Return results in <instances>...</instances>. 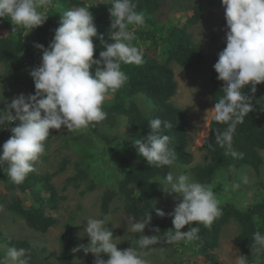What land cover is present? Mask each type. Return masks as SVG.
<instances>
[{
	"label": "rangeland",
	"instance_id": "obj_1",
	"mask_svg": "<svg viewBox=\"0 0 264 264\" xmlns=\"http://www.w3.org/2000/svg\"><path fill=\"white\" fill-rule=\"evenodd\" d=\"M108 1L81 0L84 6ZM56 3L53 0V6L47 12L48 18L51 10L60 9ZM195 5L205 6L206 11L197 24L191 25L187 20L192 16ZM13 27L10 17H0V39L10 36L16 50L13 62L0 64V93L3 92L7 103L21 93L35 94L34 81L29 73L40 65L42 58V51L34 47L37 41L29 36L30 33L25 36L22 28L12 32ZM181 27L186 28L203 55L199 63L188 68L175 62L168 65L173 72L176 90L167 102L187 112V150L191 159L160 168L148 165V171H156L149 177L152 191L148 197L135 198L139 188L130 184L126 170L112 153L125 156L130 166L135 167L139 153L133 140L144 136L149 120L162 112L149 86L133 85L129 83V76L149 65H163L166 61L163 44L168 31ZM144 28L154 39L132 42L142 51L144 63L138 66L122 63L121 70L128 76V81L105 100L103 108L107 118L104 121L95 124L94 130L88 127L70 132L63 126L59 130L50 129L49 138L44 142L45 153L24 183L15 184L8 178L4 170L6 164L0 168V204L3 205L0 210V245L4 246L0 248V255L8 247L16 246L30 250L31 264H95L94 254L85 253L82 248L73 251L89 243L83 232L86 219L110 215L111 222L107 227L113 231V242L117 248H134L140 234L131 230L129 217L134 215L129 209L132 203L140 213L136 220L143 219L146 212L151 215L144 234L161 237L158 244L144 250V259L149 264H235V257L241 255L236 245L241 229L235 218L222 225L218 232L199 233V239L191 243H167L163 239L164 232L174 230L173 217L168 214L174 211L179 199L178 194L163 192V186L155 181L169 171L174 175L190 174L198 182L213 186V191L223 201L222 207L231 206L241 213L264 203V150L257 151L256 156L245 154L240 158L231 155L233 150L211 153L205 149L214 116L211 72L218 53L226 47L227 29L222 0H161L160 8L147 18ZM19 37L34 63L17 44ZM95 68L90 69L93 75ZM5 101H0V109L6 107ZM10 136L11 132H8L0 139V148ZM241 174L247 175L248 183L241 182L240 187L233 190L231 186L239 181ZM218 176L221 181L216 180ZM23 184L27 185L25 189ZM42 184L50 187V192L39 189L44 188ZM31 187L40 192L41 202L36 201ZM157 208L163 210V217L156 214ZM31 209L42 212L43 218L31 213L33 220L37 217L42 227H31L20 214L22 210ZM198 225L194 222L181 231ZM157 228L159 233L155 231ZM213 242H216L214 248L210 247ZM101 256L108 259L107 254ZM257 261L264 264V247L254 245L248 264H257Z\"/></svg>",
	"mask_w": 264,
	"mask_h": 264
},
{
	"label": "clouds",
	"instance_id": "obj_2",
	"mask_svg": "<svg viewBox=\"0 0 264 264\" xmlns=\"http://www.w3.org/2000/svg\"><path fill=\"white\" fill-rule=\"evenodd\" d=\"M53 0H0V17L8 16L14 25L12 32L19 28L25 30V36L33 29L42 26L49 15L48 9ZM226 20V47L218 53L214 70L217 79L223 81L222 95L216 100L213 119L226 127L217 130L215 140L221 147L232 149L236 128L244 122L245 116L253 111V96L244 89L251 85V93L256 85L264 83V0H222ZM90 7L78 6L63 12L60 26L55 30L54 38L47 48L40 43L34 47L42 51L41 63L30 71L34 81L35 94H18L10 103L5 101L3 92L0 101L6 107L0 109V128L19 123L10 128L11 136L0 148V168L15 184L25 181L29 173L34 172L35 163L45 153L44 142L49 138L50 129L78 132L104 121L107 113L104 103L108 96L115 94L128 81L121 70L123 64L141 65L144 63L142 51L132 42L136 39V30L144 25V13L137 10L136 0H112L110 13L111 43H103V51L94 59L97 28ZM131 26V27H130ZM99 39L103 42L104 37ZM96 66L94 75L90 69ZM14 110V114H13ZM163 128H172L170 121L160 118L149 120L150 132L141 138H135L133 145L150 166L157 168L174 166L175 150L169 147L171 138L164 134ZM211 146V145H210ZM233 157L242 158V153L231 151ZM217 177V181H221ZM163 192L178 194L179 203L168 215L173 217L174 230L164 232L167 243L186 244L199 239V227H190L194 222L210 228L222 215L223 201L213 191V186L195 180L190 174L174 175L169 171L162 179H157ZM247 184L248 177L241 174L239 181L231 186L233 190L240 183ZM138 190L135 198H139ZM3 205L0 204V210ZM156 214L165 213L156 209ZM253 222L259 224V217ZM132 221L131 230L139 233L136 247L119 250L113 242V231L107 227L110 215L102 218L89 217L83 232L89 238L87 246L81 245L85 253L95 256V264H149L144 259V250L160 242L158 235L147 236L144 230L151 222L146 212L143 219ZM159 233V229H155ZM255 245L264 247V234L257 229L252 236ZM0 245V248H3ZM101 254H107L103 259ZM0 264H31L30 250L24 247L10 246L0 255ZM235 264H248L247 257L237 255ZM257 264H260L257 261Z\"/></svg>",
	"mask_w": 264,
	"mask_h": 264
},
{
	"label": "trees",
	"instance_id": "obj_3",
	"mask_svg": "<svg viewBox=\"0 0 264 264\" xmlns=\"http://www.w3.org/2000/svg\"><path fill=\"white\" fill-rule=\"evenodd\" d=\"M57 5L60 7L58 10H51L50 17L46 22L30 32V37L34 38L37 43L44 45L47 48L50 42L54 38L55 30L60 26L61 15L67 9L72 6H84L81 0H55ZM137 10L144 13V24L150 15H153L161 6V0H136ZM112 6V0L103 4H91L86 7H90L89 11L94 17V22L97 28V37L93 38L95 45L94 59L99 58L100 51H103V43H111L109 35L110 30V13L109 9ZM206 7L202 5H195L192 7V16L187 20L188 24H197L204 15ZM149 15V16H148ZM168 36L164 40L163 49L166 51V61L163 65H149L139 71L132 72L129 76V83L131 84H145L149 86L152 91L153 97L156 99V105L161 110V114L158 116L162 121H170L173 124L172 128H163L164 134L169 135L171 138L169 147L175 150L176 162H189L191 155L188 152V136L186 132V125L188 121L187 112L183 109L172 106L168 101L175 94L176 82L173 80V72L168 67L172 62L177 63L180 67L188 68L199 63L203 57L202 50L194 44L191 37L186 31L185 27L172 28L168 31ZM104 37L102 42L99 37ZM154 39L145 31L144 25L138 27L136 30V39L141 41ZM135 39V40H136ZM134 40V41H135ZM17 44L21 45V50L25 51L22 39L19 37ZM28 59L34 63L33 57L27 53ZM15 44L13 39L8 36L7 38L0 39V64L13 62L16 57ZM95 66V65H93ZM218 73L212 69L211 72V102L213 106L216 100L223 94L221 89L223 87V81L217 79ZM256 92L251 93V85L249 84L244 89L245 93L253 96V111L245 116L244 122L239 124L236 128L232 149L237 153L243 155L249 154L252 156L257 155V151L264 150V83L256 85ZM135 115V114H133ZM226 125L216 122L214 119L210 125V135L205 144V149L211 153H221L228 150L227 146L221 147L216 143L215 136L217 130H223ZM90 129L94 130L93 126H89ZM150 132V128L145 135ZM5 136V135H4ZM4 136H2L4 138ZM1 137V138H2ZM0 138V139H1ZM211 145V146H210ZM120 160L121 166L126 170V176L130 180V184L139 188L141 197H148L152 191L149 177L155 174V170L148 171V163L145 158L138 154V163L135 167H131L129 160L123 155H117L112 153ZM150 173L152 175L150 176ZM24 183V182H23ZM41 186H44L42 184ZM27 187L23 184V189ZM45 192H50V187L39 188ZM33 190V187H31ZM35 191V190H33ZM35 199L37 202L40 200V192L35 191ZM136 204L132 203L129 209L135 217H138L140 213L135 208ZM32 212L39 214L42 217V212L31 209L28 211L22 210L20 214L29 223L31 227L38 228L43 225L39 224L37 217L35 220L32 218ZM259 217L260 223H254L253 217ZM43 218V217H42ZM231 218H235L240 225V234L237 237L236 245L241 253L247 257L248 262L251 260V252L254 247L252 240L253 233L258 229L261 234L264 231V203H259L256 206H252L244 210L241 213L238 209L231 206L222 207V215L216 219L210 228L204 227L203 224H199L197 227L200 228V234H210L212 231L218 232L219 228L228 222ZM45 220V219H44ZM216 242H213L210 247L214 248ZM215 264H218L215 262Z\"/></svg>",
	"mask_w": 264,
	"mask_h": 264
},
{
	"label": "built area",
	"instance_id": "obj_4",
	"mask_svg": "<svg viewBox=\"0 0 264 264\" xmlns=\"http://www.w3.org/2000/svg\"><path fill=\"white\" fill-rule=\"evenodd\" d=\"M17 122H15L14 124L12 125H5L3 126L2 128H0V138L2 136H4L5 134H7L8 132H10V128L13 127L14 125H16Z\"/></svg>",
	"mask_w": 264,
	"mask_h": 264
}]
</instances>
